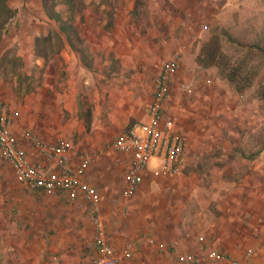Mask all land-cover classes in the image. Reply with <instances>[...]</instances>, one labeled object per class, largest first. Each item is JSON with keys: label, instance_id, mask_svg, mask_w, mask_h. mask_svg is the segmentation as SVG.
I'll list each match as a JSON object with an SVG mask.
<instances>
[{"label": "rangeland", "instance_id": "1", "mask_svg": "<svg viewBox=\"0 0 264 264\" xmlns=\"http://www.w3.org/2000/svg\"><path fill=\"white\" fill-rule=\"evenodd\" d=\"M83 4L75 24L87 58H95L96 65L102 64V58H147L148 64L142 62L139 69L149 75L141 79L137 96L144 104L161 63L173 52L181 54L183 69L171 80L163 114L181 131L184 149L209 154L204 161L211 164H224L228 156L232 157L230 163L250 161L244 153L261 149L264 153V48L247 44V35L263 32L264 36V0H83ZM10 6L16 14L0 45V101L17 114L13 136L20 138L29 130L42 141L72 146L77 139H88V133L110 114L119 122L117 127L112 123L113 133L105 135L109 138L105 145L112 147L127 131L120 127L123 112L116 106L124 91L119 80H126L116 79L118 65L110 78L100 74L102 68L90 74L77 63L69 65L68 58L79 56L55 35H51L48 57L37 58L34 41L41 31L54 29L53 24L49 26L40 0H11ZM55 10L63 12L64 8ZM256 18L260 25L253 27L251 19ZM160 39L166 43L154 46ZM215 47H219L218 66L208 64L209 51ZM119 53L122 56L116 57ZM193 61L208 70L199 73L202 69L193 68ZM133 84L130 80L127 85ZM182 84L188 87L183 93L179 91ZM101 100L107 106L105 116L96 109ZM48 137L52 139H44ZM215 152L222 156L215 157ZM253 160L256 166L260 158ZM3 167L9 170L0 163ZM248 175L246 172L238 180ZM0 205V213L9 209L3 202ZM13 210L0 219L4 221L0 222V243L5 236L10 242L16 234V229L3 232ZM36 249L31 247L29 254L26 248L17 253L8 247L6 255L5 246H0V264H51L38 260L33 255ZM50 259L53 257L47 262Z\"/></svg>", "mask_w": 264, "mask_h": 264}, {"label": "crops", "instance_id": "2", "mask_svg": "<svg viewBox=\"0 0 264 264\" xmlns=\"http://www.w3.org/2000/svg\"><path fill=\"white\" fill-rule=\"evenodd\" d=\"M251 25L258 27L259 18L251 19ZM165 43L160 39L154 46ZM247 44L253 48H264L263 32L260 36L255 33L247 35ZM121 56L119 53L116 57ZM67 62L69 65L79 64L90 74H93L92 70L99 71L102 68L100 74L107 78L111 77L113 73L110 75V72L118 65L120 72L116 79L126 78L119 80L124 91H121L123 99L120 97L116 104L118 112H123L120 119L124 124L120 127L127 130L134 121L147 119V104L151 102L153 91L150 94L148 91L146 104L141 101V97H137L141 79L149 75L142 74L139 69L142 62L148 64L147 58H102L99 66L96 65L95 58H68ZM193 68L202 69L198 70L199 73L208 70L199 68L194 61ZM182 69L181 57L178 72ZM130 80H134L133 87L127 85ZM187 88L182 84L179 91L183 93ZM103 93L106 94V91H102ZM103 104V100L97 102L96 109L104 112L105 116L107 106L104 108ZM106 118L103 117L100 126L88 133V139H77V142L69 146L80 152L100 155L98 159H93L82 179L100 195L101 213L112 247L117 251L127 242L135 245L131 256L118 264H183L186 256L198 257L212 253H221L229 260H238L241 264H264L263 149L244 153L246 160L250 161L239 159V163H230L232 157L228 156L224 164H211L204 161L209 154L197 155L185 146L184 167L179 176L155 177L152 172L156 160H152L135 193L124 203L120 198L125 188L124 173L130 156L115 153L105 145L109 140L105 137L107 132L113 133L111 128L119 125L118 119L110 114ZM15 139L19 146L30 149L22 136H16ZM216 156L222 154L215 152ZM257 158L260 161L253 166V159ZM33 159L40 161L36 156ZM246 172L249 177L245 176L239 181V176ZM0 194V202L9 207L5 213H0V219L8 217L12 208L15 212L11 215L12 222L9 219L5 221L7 228L3 232L9 234L10 229H16L15 233H18L13 234L14 239L10 242L6 236L1 241L0 246H5L6 255H9L8 247L14 248L17 253L24 248L27 252L31 247H37L33 255L37 254L38 260L51 264H83L84 261L91 264L98 257L89 207L82 193L71 200L65 193L30 190L17 181L10 168L7 170L3 167L0 168ZM114 199L118 203H114ZM248 250H251V254L247 253ZM51 257L53 260L47 262Z\"/></svg>", "mask_w": 264, "mask_h": 264}, {"label": "built area", "instance_id": "3", "mask_svg": "<svg viewBox=\"0 0 264 264\" xmlns=\"http://www.w3.org/2000/svg\"><path fill=\"white\" fill-rule=\"evenodd\" d=\"M180 60L181 54L176 51L161 63L154 77L147 119L131 123L125 134L112 144V150L130 156L124 173L125 188L120 198L124 203L135 193L152 160H156L152 172L155 177L179 176L183 170V137L174 129L173 121L163 114L171 80L180 67ZM16 118V112H12L7 104L0 101V160L11 169L17 181L30 190L65 193L71 200H75L80 193L83 194L89 207L98 250V257L91 264H118L130 257L135 250L134 243L127 242L117 251L112 247L101 213L100 195L82 179L93 159H98L100 155L74 150L63 141L47 143L29 130L22 133L23 141L30 147L26 150L17 144L12 134ZM34 156L40 161H34ZM113 201L118 203L117 199ZM247 253L251 254V250ZM183 261L206 264L226 263L229 259L221 253H212L198 257L186 256ZM229 264L241 263L230 260Z\"/></svg>", "mask_w": 264, "mask_h": 264}, {"label": "trees", "instance_id": "4", "mask_svg": "<svg viewBox=\"0 0 264 264\" xmlns=\"http://www.w3.org/2000/svg\"><path fill=\"white\" fill-rule=\"evenodd\" d=\"M10 2L11 0H0V45L6 33L7 25L16 14V10L10 6ZM40 4L48 19L49 26L52 23L54 29L50 28L48 33L47 29L41 31L40 36L34 41V55L37 58H47L49 55L48 51H51L49 49L51 35H55L79 58H87L80 29L78 24H75L77 15L84 9L83 0H40ZM57 6H62L64 8L63 12L56 11ZM218 48L215 47L209 51L208 58L210 61L208 64L219 65L217 61ZM197 62L199 63V60Z\"/></svg>", "mask_w": 264, "mask_h": 264}]
</instances>
